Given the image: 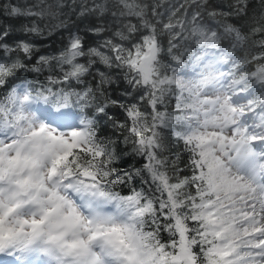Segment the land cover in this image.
Segmentation results:
<instances>
[{"label":"snow or ice","instance_id":"1","mask_svg":"<svg viewBox=\"0 0 264 264\" xmlns=\"http://www.w3.org/2000/svg\"><path fill=\"white\" fill-rule=\"evenodd\" d=\"M226 7L0 0V257L264 264V0Z\"/></svg>","mask_w":264,"mask_h":264},{"label":"trees","instance_id":"2","mask_svg":"<svg viewBox=\"0 0 264 264\" xmlns=\"http://www.w3.org/2000/svg\"><path fill=\"white\" fill-rule=\"evenodd\" d=\"M214 3L216 4H222L225 6V10H227V4L231 2V0H213ZM249 2L252 4L253 8L257 6L258 0H249ZM23 21H14L17 25L22 23ZM0 23H3V17H0ZM55 23V21H53ZM36 43L40 44L42 47H44L47 44V41H44L41 38H35Z\"/></svg>","mask_w":264,"mask_h":264},{"label":"rangeland","instance_id":"3","mask_svg":"<svg viewBox=\"0 0 264 264\" xmlns=\"http://www.w3.org/2000/svg\"><path fill=\"white\" fill-rule=\"evenodd\" d=\"M0 264H15V262L13 259L7 256H2L0 257Z\"/></svg>","mask_w":264,"mask_h":264}]
</instances>
